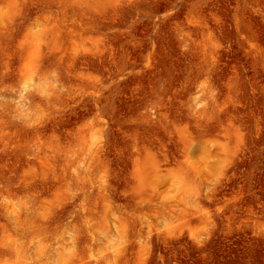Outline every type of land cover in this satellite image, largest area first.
Returning a JSON list of instances; mask_svg holds the SVG:
<instances>
[{
	"label": "rangeland",
	"instance_id": "rangeland-1",
	"mask_svg": "<svg viewBox=\"0 0 264 264\" xmlns=\"http://www.w3.org/2000/svg\"><path fill=\"white\" fill-rule=\"evenodd\" d=\"M0 264H264V0H0Z\"/></svg>",
	"mask_w": 264,
	"mask_h": 264
},
{
	"label": "bare ground",
	"instance_id": "bare-ground-1",
	"mask_svg": "<svg viewBox=\"0 0 264 264\" xmlns=\"http://www.w3.org/2000/svg\"><path fill=\"white\" fill-rule=\"evenodd\" d=\"M37 57H38V55H37Z\"/></svg>",
	"mask_w": 264,
	"mask_h": 264
}]
</instances>
